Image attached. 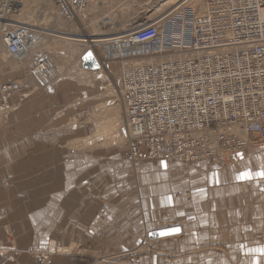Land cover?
Instances as JSON below:
<instances>
[{
    "label": "rangeland",
    "instance_id": "1",
    "mask_svg": "<svg viewBox=\"0 0 264 264\" xmlns=\"http://www.w3.org/2000/svg\"><path fill=\"white\" fill-rule=\"evenodd\" d=\"M21 1L25 4L23 23L29 28L46 29L56 35L46 36L41 47L47 57L44 62L48 65L43 71L45 81L39 75L40 65L43 64L38 62L41 54L34 53L28 60L19 61V57H13L0 48V87L12 82L21 85V90L11 96L4 97L0 92V115H8L10 108L15 107L13 103L21 99L24 88L32 90L49 85L67 89L73 95L70 105L72 116L67 128L74 131L72 166L77 172L72 185V236L62 241L60 237H53L54 231L47 228L51 235L48 233L42 243L25 251L29 258L26 263L264 264V258L258 254L242 255L240 252V220L222 221L224 215L221 212L208 211V189L217 187L219 190L221 184L204 181L206 191L201 196L198 212L191 193L193 171L207 167L216 170L233 167L238 176L251 144L249 138L252 141L251 151H264V143L242 135L241 138L247 142L245 158L241 162L233 160L225 164L213 160L188 163L177 158L152 155L143 148L134 155L128 131L122 124V111L116 102L122 68L118 55L120 48L127 47L118 44L123 38L110 40L108 45L92 51L89 50L92 48L90 41L69 39L78 36L84 40V37L95 40L101 36L124 35L135 27L134 23L138 24L145 18H161L181 2L184 7L199 9L208 0H109L98 8L92 6L97 12L88 11V17L86 14L79 15L76 22H68L62 15L60 17L50 0ZM105 16L111 18V28L101 27L99 21ZM168 20H171L170 17L165 19ZM68 23H73L74 28L63 27ZM89 51L98 65L102 60L108 62L107 66L95 70L85 68L83 57ZM130 60L126 57L124 66L135 63ZM143 63L146 62L140 60L135 64ZM11 104L13 106H9ZM150 174H157L158 181L146 178ZM35 176H30L31 183H36L38 179L48 181L47 173L41 174L40 178ZM78 176L84 178L81 185L76 182ZM179 178L182 188L176 190ZM162 187L168 188L166 195H161ZM239 187L234 181L228 184L231 189ZM222 194L218 193V201L224 197ZM56 198L57 208L63 209L64 206L59 204L66 197L60 201L59 197ZM197 201L199 203V197ZM217 208L219 210L222 206ZM232 217L240 218L239 210ZM175 226L184 229V234L178 238L157 241L148 237L151 231ZM244 249L256 247L250 243ZM22 255L13 237L0 241V264L25 262L20 261Z\"/></svg>",
    "mask_w": 264,
    "mask_h": 264
},
{
    "label": "built area",
    "instance_id": "2",
    "mask_svg": "<svg viewBox=\"0 0 264 264\" xmlns=\"http://www.w3.org/2000/svg\"><path fill=\"white\" fill-rule=\"evenodd\" d=\"M107 1L50 0L73 22ZM24 12L23 1L0 0V40L13 57L26 50ZM171 12L168 21L141 19L118 42L127 47L118 55L116 102L132 151L188 163L241 162L247 142L234 129L264 143V0H208L199 9L183 3ZM99 22L113 25L108 16ZM101 37H84L89 50L111 42ZM126 57L146 63L124 66ZM107 64L99 60V67ZM20 90L18 82L0 87L4 97Z\"/></svg>",
    "mask_w": 264,
    "mask_h": 264
},
{
    "label": "crops",
    "instance_id": "3",
    "mask_svg": "<svg viewBox=\"0 0 264 264\" xmlns=\"http://www.w3.org/2000/svg\"><path fill=\"white\" fill-rule=\"evenodd\" d=\"M118 44L122 46V43ZM122 50L124 48H120ZM22 91L21 99L13 103L15 107H9L13 104L8 106L11 109L8 115H0V241L13 237L23 253L20 261H25H17L16 264H29L26 263L29 258L25 251L32 245L42 243L48 233L51 235L48 229L54 231L53 237H60L62 241L72 236V185L77 172L72 166L71 144L74 131L67 128V122L72 116L70 105L73 95L63 87L49 85L32 90L24 88ZM249 140L251 144L246 150L247 156L242 161L244 167L240 174L250 170L254 174L253 179L238 180L240 174L237 176L233 167L220 170L214 167L203 168L204 170L198 168L192 174L191 193L198 212L201 196L206 191L204 181L221 184L222 188L219 190L217 187L208 189V211L217 214L221 212L224 215L222 221L240 220V252L242 255L258 254L260 258H264L258 251L264 249V178L255 177L256 172L264 170V151H251L252 141L250 138ZM47 166L48 170H43ZM43 173L48 174L47 182L38 179L36 183H31L30 176L40 178ZM81 176L76 179L78 185L83 183L84 178ZM146 178L158 181L157 174H150ZM232 181L240 187L228 188ZM181 188L182 181L179 178L174 189ZM167 192L168 188H161V195H166ZM219 192L224 197L218 201ZM56 197H59V201L66 197L59 204L64 206L63 209L57 208ZM157 203L164 204L163 201ZM217 206L222 208L218 210ZM237 210L240 218H233L232 214ZM173 228H178L179 234L153 240L174 239L184 234L181 226L167 229ZM157 231L161 230L155 232ZM250 243L256 249H244Z\"/></svg>",
    "mask_w": 264,
    "mask_h": 264
},
{
    "label": "bare ground",
    "instance_id": "4",
    "mask_svg": "<svg viewBox=\"0 0 264 264\" xmlns=\"http://www.w3.org/2000/svg\"><path fill=\"white\" fill-rule=\"evenodd\" d=\"M188 1V0H187ZM193 2V1H192ZM196 2H197V0H196ZM183 2H181L176 8H178L179 6H182L183 4H182ZM194 6V5H193ZM171 12V11H170ZM58 13H59V11H58ZM172 13V12H171ZM171 13H166V15H164V16H162L163 17V19H167L168 17H170V14ZM59 16L61 15L60 13L58 14ZM61 17V16H60ZM165 17V18H164ZM23 20V19H22ZM68 20V19H67ZM146 20V19H145ZM149 21H150V19H148ZM142 21H144V20H142ZM68 22H73V21H70V20H68ZM61 26H63L62 24H61ZM70 26V27H69ZM63 27H65V28H68V29H73L74 28V24L73 23H68V25L67 26H63ZM135 28V27H134ZM132 31V30H131ZM130 31V32H131ZM130 32H128V34L130 33ZM127 33V32H126ZM56 34H54V32H50V31H48V30H46V29H42V28H33V27H31V28H26V43H25V46H26V50H25V52L23 53V54H21L20 56H18L19 58V61H25V60H28L29 59V57L33 54L34 55V53L36 54V55H39V54H41V55H39L38 56V62L40 63H42L43 62V64H41L40 65V70H41V73L39 74L40 75V79L42 80V81H45V79H44V75L45 74H43V71L45 70V68H46V66H48L47 65V62H44L46 59H47V57L45 56V54L44 53H42V51H41V47L42 46H44V40H45V37L46 36H55ZM60 37H63V36H60ZM6 38H7V36H6ZM64 38H66V37H64ZM121 38H126L125 37V34L124 35H120V36H116V37H106L104 40L105 41H113V40H118V39H121ZM69 39H71L72 41H78V42H85L86 40H84V39H82V38H80V37H78V36H75V38H69ZM94 42H101V41H103V38H95V40H94V38L92 39ZM6 41H7V39L6 40H0V48L1 49H5V50H7V45H6ZM8 52V51H7ZM42 59H41V58ZM50 73H52V75H53V72L52 71H50ZM20 84V83H19ZM233 134H235L236 136H242L243 135V132L241 131V130H239V129H234L233 131ZM165 230H169V229H165ZM161 231H163V230H161ZM158 232V231H157Z\"/></svg>",
    "mask_w": 264,
    "mask_h": 264
},
{
    "label": "water",
    "instance_id": "5",
    "mask_svg": "<svg viewBox=\"0 0 264 264\" xmlns=\"http://www.w3.org/2000/svg\"><path fill=\"white\" fill-rule=\"evenodd\" d=\"M84 67L85 68H88V69H92V70H95V69H98L99 68V65L98 63L96 62V60L94 59V56L92 54L91 51L87 52L84 57ZM172 229H169V230H163V231H158V232H153L150 234L149 238L150 239H159V238H166V237H170V236H174V235H177L179 234L176 233V234H172V235H162V233H166V232H170Z\"/></svg>",
    "mask_w": 264,
    "mask_h": 264
},
{
    "label": "snow or ice",
    "instance_id": "6",
    "mask_svg": "<svg viewBox=\"0 0 264 264\" xmlns=\"http://www.w3.org/2000/svg\"><path fill=\"white\" fill-rule=\"evenodd\" d=\"M255 177L264 178V170L255 173ZM254 178V174L249 170L241 173L237 179L238 180H251ZM179 232L178 228H173L170 232L162 233V235H172ZM258 251L264 255V249H258Z\"/></svg>",
    "mask_w": 264,
    "mask_h": 264
}]
</instances>
